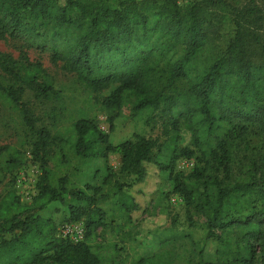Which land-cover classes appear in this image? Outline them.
I'll return each instance as SVG.
<instances>
[{
  "label": "trees",
  "instance_id": "trees-1",
  "mask_svg": "<svg viewBox=\"0 0 264 264\" xmlns=\"http://www.w3.org/2000/svg\"><path fill=\"white\" fill-rule=\"evenodd\" d=\"M179 0H0V30L17 35L27 19L34 28L52 36V60L76 74L93 93L109 91L102 98L110 131L115 119L134 117L151 109L169 115L167 132L173 130V156L170 163L153 158L155 140L138 134L113 145L110 135L92 118L74 122L75 151L82 157L106 158L109 153L122 154L120 171L133 173L129 185L138 196L116 184L114 194L103 186L116 176L107 168L103 184L88 182L84 188L67 191L65 177L59 187L45 183V172L37 183L38 192L31 203L22 201L16 187L0 202V230L12 233L0 238V264H104L94 248L97 230L108 225V211L101 200L112 197L115 208L134 225L133 212L145 201V207L159 191L145 162L154 163L160 171H170L172 195H178L187 219L201 215L206 219L210 236L218 241L216 259L201 258L199 264H258L264 252V205L259 208L252 195L264 196V154L256 162L235 172L239 141L248 126H257L264 136V62L246 60L237 55L235 45L219 58L207 59L206 65L194 62L203 58L211 36L206 32L208 18L201 14V4L185 12ZM223 0H202L220 4ZM9 79L5 86L0 79V98H6L31 129L29 153L44 166L43 148L53 139L46 126L36 127L29 104L31 100L58 98L59 90L40 61L19 62L0 51V76ZM189 84V96L181 100L175 92H165L175 82ZM164 83H167L164 85ZM31 97L25 99L24 95ZM181 107L177 116L173 110ZM192 130L198 153L179 146L181 123ZM224 129L216 146L202 141L204 132ZM7 169L13 172L27 161L26 154L11 146ZM182 156L195 157L191 172L175 171V162ZM28 157V156H27ZM70 200L68 220H84L85 238L80 242L58 237L57 225L49 218L26 215L44 209L53 201ZM244 200V204L241 201ZM220 231V232H218ZM209 236V237H210ZM118 254L119 248L113 244ZM97 247H100L97 245ZM196 248H194V252ZM203 254L202 248L198 251ZM112 264H119L117 256ZM133 264H174L172 251L162 246L159 252L136 256Z\"/></svg>",
  "mask_w": 264,
  "mask_h": 264
},
{
  "label": "rangeland",
  "instance_id": "rangeland-1",
  "mask_svg": "<svg viewBox=\"0 0 264 264\" xmlns=\"http://www.w3.org/2000/svg\"><path fill=\"white\" fill-rule=\"evenodd\" d=\"M194 4L202 5L201 14L209 19L205 29L211 36V42L203 58L194 62L197 67L205 66L207 59L221 57L232 45L237 46L238 56L246 60L264 62V0H223L220 4H206L202 0L178 1L182 12ZM37 32L34 24L27 19L17 35L0 30V51L23 63L40 61L53 79L55 88L60 92L59 97L51 100L33 99L29 104L34 125L46 126L53 139L51 138L43 148V167L39 161L27 160L24 165L9 172L6 166L9 153L4 151L0 154V202L12 188H15L17 173L24 167L35 173L37 183L44 171L45 183L52 187H59L62 184L61 178L65 177L64 185L67 191L73 187L85 189L88 182L103 184L105 176L101 174L97 176L95 169L101 168L102 174L105 175L107 168L111 167L116 176L112 178L111 184L103 186V190L114 194L116 184L121 183L125 190H130L138 196L137 188L129 185L136 176L120 171L122 154L111 152L106 158H99L82 157L76 153L74 122L82 117L94 119L100 129L110 135L112 144L134 139L138 134L147 136L156 142L152 150L153 158L167 164L171 162L173 156V143L170 137L173 130L168 127L170 130L167 132L166 126L170 116L159 115L158 112L146 109L134 117L116 118L114 130L111 132L107 113L101 104L103 96L109 91L93 93L86 84L77 79L76 74L63 69L61 62L55 63L52 60V36L44 30ZM3 76L1 72L0 79L7 86L9 79ZM164 90L175 92L181 100H185L184 98L190 94L189 84L185 80L175 82L172 87H164ZM24 97L28 99L31 95L26 93ZM180 110L181 107L175 108L173 116H177ZM179 128V146L196 151L190 127L182 122ZM223 132V128L213 133L204 132L201 139L216 146ZM31 137H33L31 129L22 121L18 110L12 107L8 99L0 98V147H16L28 158L30 150L28 140ZM262 154L264 136L257 126L249 125L247 134L239 141L235 172L240 173L245 166L257 162ZM194 163L195 157L182 156L175 162V171L189 173ZM144 166L150 173L156 172L157 176L153 178L152 183L155 184L154 188L159 185V192L148 207H145V201L141 200L137 210L132 213L135 218L133 226H124L128 220L127 215L115 208L113 195L100 201L102 207L108 211V225L97 230L93 242L94 248L103 257V263L112 264V257L116 255L119 264H133L136 256L159 252L162 246L172 251L174 264H199L201 258L214 261L218 241L210 236L206 219L198 215L190 222L183 204L180 201H172L173 181L170 171H160L159 176L158 167L154 163L145 162ZM36 188L38 190L37 184ZM16 191L23 202L31 203L30 200L23 198L21 189L16 188ZM64 197L65 202L53 201L44 209L36 208L26 215L49 218L58 227L70 218V208L67 204L70 196L66 192ZM252 198L254 200L252 203L257 207L261 208L264 205V196L261 194L252 195ZM244 202L242 200L241 204ZM2 237L10 239L13 234L5 233L1 229L0 238ZM113 244L119 248L118 254L114 251ZM200 248L203 250L202 255L198 253ZM258 264H264V252L259 254Z\"/></svg>",
  "mask_w": 264,
  "mask_h": 264
},
{
  "label": "built area",
  "instance_id": "built-area-1",
  "mask_svg": "<svg viewBox=\"0 0 264 264\" xmlns=\"http://www.w3.org/2000/svg\"><path fill=\"white\" fill-rule=\"evenodd\" d=\"M27 160L33 162L32 155L28 152ZM34 168H36L34 166ZM33 168V169H34ZM37 171L39 169L37 168ZM35 173L30 172L27 167L22 168L16 176L17 189H21L23 198L32 202L34 196H36L38 190L36 188L37 180L34 178ZM181 199L178 195H173L172 201L179 202ZM86 226L84 220H68L57 227L56 234L58 237L69 239L73 242L83 241L85 238Z\"/></svg>",
  "mask_w": 264,
  "mask_h": 264
},
{
  "label": "crops",
  "instance_id": "crops-1",
  "mask_svg": "<svg viewBox=\"0 0 264 264\" xmlns=\"http://www.w3.org/2000/svg\"><path fill=\"white\" fill-rule=\"evenodd\" d=\"M126 140H127V139H126ZM124 141H125V140H124ZM122 142H123V141H122ZM119 143H121V142H119ZM119 143H117V144H119ZM113 145H116V144H113ZM118 165H119V164H118ZM117 167H118V166H117ZM119 168H120V167H119ZM95 170H96V175H97V176L100 175V174L103 175V176L106 175V174H105V175L102 174V172H101V168H98V167H97Z\"/></svg>",
  "mask_w": 264,
  "mask_h": 264
}]
</instances>
